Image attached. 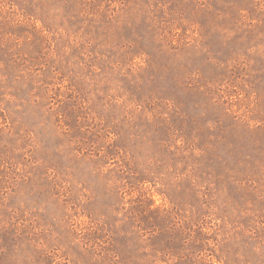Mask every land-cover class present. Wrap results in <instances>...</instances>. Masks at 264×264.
<instances>
[{"label": "rangeland", "instance_id": "374dc122", "mask_svg": "<svg viewBox=\"0 0 264 264\" xmlns=\"http://www.w3.org/2000/svg\"><path fill=\"white\" fill-rule=\"evenodd\" d=\"M0 264H264V0H0Z\"/></svg>", "mask_w": 264, "mask_h": 264}]
</instances>
